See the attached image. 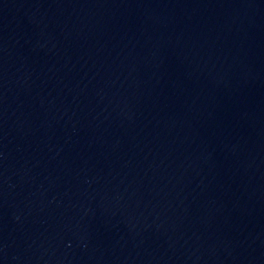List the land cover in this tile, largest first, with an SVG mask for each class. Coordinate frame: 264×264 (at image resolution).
Here are the masks:
<instances>
[{"label": "water", "instance_id": "obj_1", "mask_svg": "<svg viewBox=\"0 0 264 264\" xmlns=\"http://www.w3.org/2000/svg\"><path fill=\"white\" fill-rule=\"evenodd\" d=\"M0 264H264V0H0Z\"/></svg>", "mask_w": 264, "mask_h": 264}]
</instances>
